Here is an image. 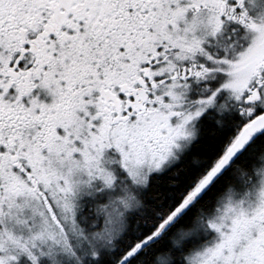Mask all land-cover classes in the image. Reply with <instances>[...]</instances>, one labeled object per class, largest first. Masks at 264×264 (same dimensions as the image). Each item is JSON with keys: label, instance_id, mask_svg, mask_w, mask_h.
<instances>
[{"label": "snow or ice", "instance_id": "snow-or-ice-1", "mask_svg": "<svg viewBox=\"0 0 264 264\" xmlns=\"http://www.w3.org/2000/svg\"><path fill=\"white\" fill-rule=\"evenodd\" d=\"M261 52L264 0H0V264H99L116 240L115 264H264V158L166 239L264 140ZM228 104L211 162L133 220L135 170L162 181Z\"/></svg>", "mask_w": 264, "mask_h": 264}, {"label": "trees", "instance_id": "trees-1", "mask_svg": "<svg viewBox=\"0 0 264 264\" xmlns=\"http://www.w3.org/2000/svg\"><path fill=\"white\" fill-rule=\"evenodd\" d=\"M212 120L218 122L216 126L210 125L209 133L214 132L215 138L205 136L199 144L191 147L182 155L180 160L169 166L172 168L170 172L164 176L162 181L155 184L149 183L143 189H140L141 205L131 213L133 220L142 222L147 219L150 223L155 221L154 213L161 208V202L170 194L183 191L198 176L202 167L211 162V159L219 151V147L225 142L226 137L230 135L229 128L237 123L234 111L224 115L214 114ZM264 158V140L257 139L248 149L241 155L237 156L231 165L224 170L218 177L217 181L209 187L200 198L191 205L185 212L181 220L174 226L172 231L166 237L171 241H179L183 245L177 233L181 230H187L189 225L193 223L199 216L201 209L206 207L211 200L216 197L220 188L225 185L239 187L240 181L247 174V170L253 160ZM173 185L177 187L172 188ZM232 192H235L234 190ZM115 251H108L103 254L99 264H115V258L119 256L120 241H114Z\"/></svg>", "mask_w": 264, "mask_h": 264}, {"label": "rangeland", "instance_id": "rangeland-1", "mask_svg": "<svg viewBox=\"0 0 264 264\" xmlns=\"http://www.w3.org/2000/svg\"><path fill=\"white\" fill-rule=\"evenodd\" d=\"M260 55L264 56V52H261ZM257 58H259V57H257ZM247 67H248L247 63L243 64L241 66V69H240L241 73H244L246 71ZM231 110H234V109L232 108V106L230 104H228L223 110H218V111L227 112V111H231ZM192 138H193V140H195L197 138V133L196 132L193 133V137ZM183 153H184V150L181 149L180 152L174 154L173 158L169 162V166H171L175 162H177ZM135 171H136V175L142 177V180H141V186H140L139 190L137 191V193L135 195L134 201L131 203L130 213H133L135 210H137L140 207V205H141L140 189H143L144 187H146L148 185V182H149V178H148L147 174H143L139 170H135ZM229 194L231 196H233V197L236 195L235 192H230Z\"/></svg>", "mask_w": 264, "mask_h": 264}, {"label": "flooded vegetation", "instance_id": "flooded-vegetation-1", "mask_svg": "<svg viewBox=\"0 0 264 264\" xmlns=\"http://www.w3.org/2000/svg\"><path fill=\"white\" fill-rule=\"evenodd\" d=\"M222 40H224V38H222ZM226 106H227V105H226ZM226 106H225V107H226ZM225 111H226V110H225ZM225 111H218L216 114H217V115H224V114H226V113H228V112H231V111H234V110L227 111V112H225ZM184 153H185V152H184ZM184 153H183V154H184ZM183 154H182V155H183ZM182 155H181V157H182ZM181 157H180V158H181ZM180 158H179V160H180Z\"/></svg>", "mask_w": 264, "mask_h": 264}]
</instances>
